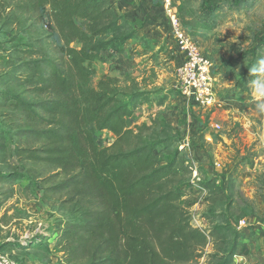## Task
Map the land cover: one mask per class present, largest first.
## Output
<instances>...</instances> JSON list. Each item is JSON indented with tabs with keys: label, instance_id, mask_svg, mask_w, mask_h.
<instances>
[{
	"label": "trees",
	"instance_id": "1",
	"mask_svg": "<svg viewBox=\"0 0 264 264\" xmlns=\"http://www.w3.org/2000/svg\"><path fill=\"white\" fill-rule=\"evenodd\" d=\"M12 1L5 8L37 18L49 6L63 45L59 57L23 61L19 71L28 73L12 76L44 100L2 93L21 114L11 141L27 170L1 174L0 183L27 179L25 190L63 194L77 206L81 217L59 236L71 263L197 264L210 240L220 238L226 251L215 264H232L239 234L228 240L224 225L207 231L192 223L184 189L193 186V168L178 134L149 136L159 121L137 123L136 109L152 99L151 92L116 76L94 83L97 61L120 56L130 40L148 45L142 24L117 13L111 0ZM217 9H203L195 26L184 27L192 35V29L214 28ZM252 53L258 61L257 50ZM104 131L113 136L103 138ZM0 139H7L3 130ZM211 184L203 182L208 189Z\"/></svg>",
	"mask_w": 264,
	"mask_h": 264
},
{
	"label": "rangeland",
	"instance_id": "2",
	"mask_svg": "<svg viewBox=\"0 0 264 264\" xmlns=\"http://www.w3.org/2000/svg\"><path fill=\"white\" fill-rule=\"evenodd\" d=\"M237 1L234 5L230 0L173 3L181 21L193 26L206 11L203 9L218 8L214 28L191 30L212 63L211 104L189 103L179 93L178 49L170 26L165 29L156 24V37L148 39L146 47L130 40L120 56L97 61L94 83L103 75L116 76L124 85L135 83L151 92L152 99L136 109L137 123L159 121L149 136L163 131L178 134L182 156L193 168L189 180L193 186L184 189L185 198L192 202V223L207 231L224 225L228 240L239 234L232 264H264V113L256 109L264 95L252 88L254 76L247 73L251 60L253 67L264 58V0ZM13 2L0 0V130L7 133L6 140L0 139V175L27 170L14 154L11 141L21 114L2 93L19 94L30 102L44 100V94L20 85L12 76L28 73L19 71L23 61L59 57L63 45L49 6L37 18L24 9L5 8ZM155 2L164 4L163 0ZM10 20L12 25H6ZM225 24L231 27L223 34ZM253 50H257L258 61L252 59ZM102 134L103 138L113 136L107 131ZM211 181V188L203 185ZM27 182L0 183V253L20 264H75L59 236L81 217L77 206L67 203L63 194L27 191ZM216 242L210 240L197 264H215L224 256L226 248L220 238Z\"/></svg>",
	"mask_w": 264,
	"mask_h": 264
},
{
	"label": "built area",
	"instance_id": "3",
	"mask_svg": "<svg viewBox=\"0 0 264 264\" xmlns=\"http://www.w3.org/2000/svg\"><path fill=\"white\" fill-rule=\"evenodd\" d=\"M174 43L181 55L176 67L177 89L189 101L199 106L212 103V63L202 51L198 41L183 25L178 16L175 0H163ZM0 264H20L0 253Z\"/></svg>",
	"mask_w": 264,
	"mask_h": 264
},
{
	"label": "crops",
	"instance_id": "4",
	"mask_svg": "<svg viewBox=\"0 0 264 264\" xmlns=\"http://www.w3.org/2000/svg\"><path fill=\"white\" fill-rule=\"evenodd\" d=\"M114 9L117 13L123 14L130 21H141L142 29L140 34L145 35L148 39H155L154 26L160 25L165 29H168V15L165 5H159L156 0H111ZM235 1V2H234ZM255 0H247L245 2H251ZM232 4L237 3V0H230ZM163 6V7H162ZM176 61L180 64L181 55L177 51Z\"/></svg>",
	"mask_w": 264,
	"mask_h": 264
},
{
	"label": "clouds",
	"instance_id": "5",
	"mask_svg": "<svg viewBox=\"0 0 264 264\" xmlns=\"http://www.w3.org/2000/svg\"><path fill=\"white\" fill-rule=\"evenodd\" d=\"M229 27H231L230 24H225L223 34ZM250 72L254 76V78L250 81L252 88L255 89L257 93L264 95V58L260 59L257 65L250 69ZM256 109L258 112L264 113V101L258 102L256 104Z\"/></svg>",
	"mask_w": 264,
	"mask_h": 264
}]
</instances>
